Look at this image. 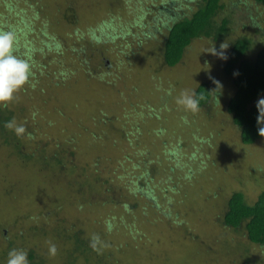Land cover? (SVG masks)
Wrapping results in <instances>:
<instances>
[{"label": "rangeland", "instance_id": "1", "mask_svg": "<svg viewBox=\"0 0 264 264\" xmlns=\"http://www.w3.org/2000/svg\"><path fill=\"white\" fill-rule=\"evenodd\" d=\"M194 2L0 0V31L15 33L14 55L32 69L0 103L18 138L17 149L0 137V264L12 249L70 264L73 243L55 232L72 226L89 246L73 264H264V247L218 218L222 192L251 204L264 190V137L242 143L227 114L232 81L210 53L262 39L264 7L222 0L227 37L196 39L167 67L165 29ZM205 81L222 84L218 101L177 103Z\"/></svg>", "mask_w": 264, "mask_h": 264}, {"label": "trees", "instance_id": "2", "mask_svg": "<svg viewBox=\"0 0 264 264\" xmlns=\"http://www.w3.org/2000/svg\"><path fill=\"white\" fill-rule=\"evenodd\" d=\"M254 1L264 7V0ZM223 8L222 0H195L191 7L192 14L179 17L165 29L166 38L160 52L167 67H174L181 62L196 39L206 38L217 42L227 37L229 18L220 20L218 24L215 21V17ZM263 32L261 29L256 31V34H261L259 36L262 39L242 36L233 40L227 59H224L223 73L231 79L233 86V94L227 102V114L238 128L241 141L246 146L255 144L261 139L258 135V128L261 125H258L256 121L258 115L256 102L264 97ZM253 52H255L254 55ZM215 90L216 84L212 81L202 82L195 89L198 96L204 97L200 100V107L210 101H218V96L221 95L217 92L216 98L213 93ZM10 122L11 115L0 110V137L4 142L11 143L18 149V138L10 131ZM222 193L225 204L222 208L223 213L218 218L223 226L236 231L240 230L245 233L250 243L264 247V190L251 204L246 201L241 192L233 191L228 193L226 198V193ZM222 195L217 194L220 198H223ZM173 221V224H179L178 217H174ZM3 233L5 234L6 231L0 232V234ZM55 234L61 237L62 241L73 243V251L70 249L71 252L68 255L62 256L70 264H73L72 261L75 260V257H72L73 253H87L88 243L79 228L74 229L73 226L65 230L56 228ZM5 238L8 239V235H5ZM28 260L29 264H41L32 251L28 252ZM246 261L248 264L250 260L246 259Z\"/></svg>", "mask_w": 264, "mask_h": 264}, {"label": "clouds", "instance_id": "3", "mask_svg": "<svg viewBox=\"0 0 264 264\" xmlns=\"http://www.w3.org/2000/svg\"><path fill=\"white\" fill-rule=\"evenodd\" d=\"M16 36L12 31H0V103L10 100L13 94L28 82L32 75L31 65L28 60L14 55L16 46ZM228 45L223 43L221 49H226ZM210 53L218 55L221 59H227L224 52H217L212 48ZM216 84V90L213 92L217 98V92L222 89L219 81H213ZM203 96H198L195 90H185L177 98V103L182 105L186 110L196 112L200 108V100ZM258 115L256 121L258 125V135L264 137V97L256 102ZM17 132H23V128L16 129ZM49 254H56V246L50 245ZM6 264H29L28 253L23 249H12L8 253Z\"/></svg>", "mask_w": 264, "mask_h": 264}]
</instances>
